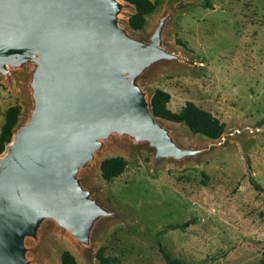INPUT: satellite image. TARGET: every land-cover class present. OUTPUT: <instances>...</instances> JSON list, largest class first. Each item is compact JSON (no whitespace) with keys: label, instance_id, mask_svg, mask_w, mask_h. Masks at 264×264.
Returning a JSON list of instances; mask_svg holds the SVG:
<instances>
[{"label":"rangeland","instance_id":"374dc122","mask_svg":"<svg viewBox=\"0 0 264 264\" xmlns=\"http://www.w3.org/2000/svg\"><path fill=\"white\" fill-rule=\"evenodd\" d=\"M120 26L150 42L167 15L163 48L180 60L154 67L139 80L152 103L171 112L188 103L226 125L211 140L181 124L157 120L183 149L203 150L196 158L156 160V150L114 136L104 142L80 178L114 215L100 219L85 247L53 221L27 238L30 264H62L69 251L78 264H168L160 244L183 264H259L264 256V0H149L157 7L136 30L135 7L125 2ZM207 3L211 5L206 7ZM33 66L0 72V135L6 114L21 110L16 131L33 110ZM121 157L125 172L106 182L101 164ZM252 180L261 188L257 190ZM189 222L185 230L170 228Z\"/></svg>","mask_w":264,"mask_h":264},{"label":"water","instance_id":"95a60500","mask_svg":"<svg viewBox=\"0 0 264 264\" xmlns=\"http://www.w3.org/2000/svg\"><path fill=\"white\" fill-rule=\"evenodd\" d=\"M118 0H0V72L33 66V110L0 157V264H30L27 238L48 221L85 247L102 218L80 178L114 136L148 144L155 159L196 158L152 113L139 80L180 57L119 24Z\"/></svg>","mask_w":264,"mask_h":264},{"label":"trees","instance_id":"16d2710c","mask_svg":"<svg viewBox=\"0 0 264 264\" xmlns=\"http://www.w3.org/2000/svg\"><path fill=\"white\" fill-rule=\"evenodd\" d=\"M132 4L136 13L130 17L129 24L136 30H142L146 24V18L154 13L158 2L151 3L149 0H124ZM207 1V0H206ZM208 8L211 7L207 3ZM152 113L156 118H161L176 124L186 126L193 135H199L211 140L221 139L226 131V125L219 119L215 118L211 113L201 110L196 105L188 103L181 111L171 112L167 109L164 103L154 101L152 103ZM21 110L18 107H12L6 114V123L2 128L0 135V157L6 152V148L11 143L15 134L16 128L19 124ZM128 162L121 157L106 159L101 164L102 177L106 182H111L120 177L126 170ZM257 190L261 188L251 181ZM190 223L187 222L181 225H173L170 228L175 230H185L189 227ZM160 252L168 264H183L180 260L174 259L160 244ZM97 259L100 264H110V258L103 255L100 251L97 254ZM62 264H78L75 257L69 252L65 251L61 258ZM259 264H264V256Z\"/></svg>","mask_w":264,"mask_h":264}]
</instances>
